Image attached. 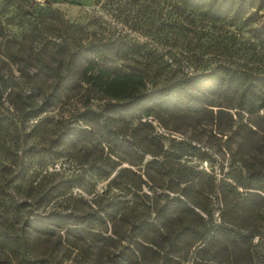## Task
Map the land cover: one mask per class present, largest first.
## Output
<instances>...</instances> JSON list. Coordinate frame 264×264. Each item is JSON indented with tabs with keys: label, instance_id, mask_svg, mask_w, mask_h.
I'll use <instances>...</instances> for the list:
<instances>
[{
	"label": "rangeland",
	"instance_id": "1",
	"mask_svg": "<svg viewBox=\"0 0 264 264\" xmlns=\"http://www.w3.org/2000/svg\"><path fill=\"white\" fill-rule=\"evenodd\" d=\"M175 11L174 0H0V118H8L1 121L6 127L0 140L11 150L10 155L3 151L1 156L4 164H11H6L5 173L40 162L37 155L46 149L58 150L59 158L48 164L54 175L47 178L58 180L76 174L86 182L63 195L62 203L76 213L100 212L103 219L99 228L111 238L103 244L89 237L54 233L44 241L45 247L37 240L33 245L32 251L52 250L55 259L48 257L44 264H108L109 257L119 252L122 236L125 240L121 243L146 240L143 242L153 247L146 252L152 264H251V260H258L257 255L264 257V201L260 199L264 190L250 188L256 182L246 178L248 168L254 169L253 165L259 166L264 159L263 123L252 126L251 132L243 125L237 127L238 118L233 116L236 124L229 127L226 111L233 114L231 109L213 119L219 100L206 94L215 104L209 106L212 113L174 110L140 118L110 114L123 149L101 141L96 125L94 132L100 142H81L77 147L59 143L58 135L67 125L75 124V112L85 107L98 109L105 101L103 93L87 82L92 71L84 75L92 57H84L80 49L88 42L113 56L114 70L145 69L157 85L207 68L214 49L211 42L219 31L210 28L197 34L184 33L178 30ZM71 23L76 27L64 29ZM228 36L221 34L219 40L227 42ZM71 52L75 54L72 58ZM37 54L44 67L39 65ZM69 71L72 81L67 77ZM57 74L67 85L60 93L54 92ZM146 85L152 87V82ZM78 125L86 135L84 129H91L84 122ZM242 135L246 136L244 141H240ZM260 172L264 175L262 169ZM22 189V185L13 188ZM184 189H189L186 194ZM248 192L253 194L247 196ZM164 195L182 197L203 216L204 208L210 210L216 223L222 221L223 214L227 226L251 236L255 246L233 249L221 242L195 258L200 247L197 242L180 256L169 254L165 260V253H155L154 245L164 236L155 230L136 235L132 228V223L142 218L157 222L155 207ZM246 200L249 208L221 211L226 204L227 208L234 202L242 206ZM215 250L220 251L218 261L209 257ZM27 260L0 264H31Z\"/></svg>",
	"mask_w": 264,
	"mask_h": 264
},
{
	"label": "trees",
	"instance_id": "2",
	"mask_svg": "<svg viewBox=\"0 0 264 264\" xmlns=\"http://www.w3.org/2000/svg\"><path fill=\"white\" fill-rule=\"evenodd\" d=\"M174 3L178 30L193 34L210 28L219 31L211 42L214 49L212 56L208 58L207 68L194 69L157 85L156 78L153 76L152 80L145 69L131 67L124 72L114 70L113 56L106 54L100 45L88 42L80 49L84 57H92L87 62L84 75L87 71H92L87 82L103 93L105 101L98 109L85 107L75 112V124L67 125L66 130L58 135L60 144L70 143L77 147L81 142L101 140L117 150L123 149V144L118 139L119 133L114 129V118L110 114L115 117L135 114L140 118L154 116L160 111L174 110L187 111L190 114H202L205 111L212 113L209 106L215 104H211L213 102L206 98V94L219 100L213 119H217L225 109H231L233 114L226 111L230 119L229 127L236 124L233 116L238 118L237 127L243 125L251 132L252 126L259 125V122L264 124V0H174ZM74 27L76 26L73 23L64 25L66 30ZM221 34L225 37L229 34L227 42L219 40ZM62 40L67 41L66 38ZM62 40L56 45H61ZM69 55L72 58L75 54L71 52ZM9 57L13 55L10 54ZM37 60L41 67L45 66L38 54ZM22 73H26L25 70ZM67 77L70 81L74 79L71 71ZM56 82L58 86L54 88V92L60 93L67 88L60 74L56 75ZM147 82H152V87H147ZM1 118L0 134L6 127H2L4 124L1 121L8 120L6 117ZM78 122L91 126V129H84L87 135L82 133ZM94 125L99 128L100 140L96 138ZM79 132L80 135L77 134ZM245 138L242 135L240 141ZM1 140L0 261L25 260L26 257L31 264H44L48 257L55 259L52 250L48 248L32 251L36 240L42 245L54 233L59 234V237L61 234H71L78 238L89 237L103 244L111 242V238L99 228V222L103 219L100 212L76 213L66 203H62V197L74 187L86 183L85 178L81 179L76 174L58 180L47 178L54 175L48 170V164L59 158L58 150L46 149L43 154L37 155L36 160L40 162H31L26 168L21 166L16 171L5 173L6 166L11 164L9 161L5 162L7 165L4 164L1 156L4 155L3 151H9L6 154L10 155L11 150L10 147L5 148L7 144ZM35 151L37 150L33 151V156ZM259 166L257 164L253 165L254 169L248 168L246 178L256 182L250 184V188L259 187L264 190V175L260 174V169L264 171V159ZM21 185L22 192L13 190L17 186L21 188ZM188 190L184 189L183 194ZM251 194L253 193L248 192L246 195ZM164 196L163 202L155 207L157 222L142 218L133 222L132 228L136 235L155 230L164 236L160 243L156 242L154 245L157 247L155 253H165V260L169 254L180 256L187 246L197 242L200 247L195 258L218 247L221 242H226L233 249L249 250V247L255 246L250 242L251 236L248 238L233 226H227L223 214L222 221L216 223L210 210L204 208L206 216H203L192 209L182 197ZM260 199L264 201L263 196ZM255 201L258 202L257 199ZM250 206V201L247 200L242 206L234 202L228 204V208L226 204L221 211L232 213L239 207L246 209ZM102 211L108 213L106 209ZM174 224L177 225L175 228ZM122 240H125L123 236L119 239V252L109 257L108 264L153 263L146 256L147 250L153 249L143 242L146 240L139 238L121 243ZM219 253L220 251L215 250L209 257L218 261ZM257 257L258 260H251L250 263L264 264V257Z\"/></svg>",
	"mask_w": 264,
	"mask_h": 264
}]
</instances>
